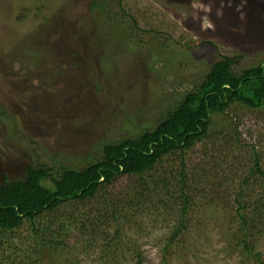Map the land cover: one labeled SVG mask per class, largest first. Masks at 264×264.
Instances as JSON below:
<instances>
[{"label": "rangeland", "instance_id": "1", "mask_svg": "<svg viewBox=\"0 0 264 264\" xmlns=\"http://www.w3.org/2000/svg\"><path fill=\"white\" fill-rule=\"evenodd\" d=\"M114 1L122 11L114 27L137 50L121 68L113 64L110 77L122 85L116 89L104 81L103 51L77 26L89 0H51L40 11L20 0L9 14L12 3L0 0L4 183L23 179L29 166L48 164L57 177L80 170L89 156L102 157L104 144L155 128L223 56L242 57L237 72L264 63V0L254 14L244 11L249 0ZM60 8L63 14L54 12ZM258 156L264 170V108L233 105L212 118L195 147L142 176L117 178L92 199L44 213L37 231L25 221L3 234L0 264H52L51 250L39 252L44 228L68 241L69 264H264V182L251 178L242 189ZM143 182L156 192L142 196ZM240 203L252 221L245 232Z\"/></svg>", "mask_w": 264, "mask_h": 264}, {"label": "trees", "instance_id": "2", "mask_svg": "<svg viewBox=\"0 0 264 264\" xmlns=\"http://www.w3.org/2000/svg\"><path fill=\"white\" fill-rule=\"evenodd\" d=\"M31 1L36 6V11H40L48 8L51 0ZM10 2L12 6L7 14L11 11L15 12L20 4V0H5L6 8ZM58 3L59 0H55V4L53 2L51 4L56 6ZM258 3L259 0H249L247 9L244 11L247 14H254ZM78 5H81L80 8L83 10L86 6L85 2ZM87 7L86 17L80 18V16L77 26L83 29L81 34L86 36L90 34L91 41L103 51L104 57L101 61L104 71L109 74L108 79L107 74L104 77L108 87L111 85L110 88H122L115 78L111 79V69L114 67L113 64L118 67L116 69L121 68L122 64L132 59L133 52L137 50L132 49L134 44L125 30L114 27L113 21L122 12L121 2L89 0ZM27 10L28 8L23 9L24 12ZM54 12L64 13L62 8ZM134 23L138 26L136 20ZM241 59L242 57L223 56L212 65L201 83L186 94L177 107L160 120L155 128L144 131L136 139L129 138L104 144L102 157L98 161L93 162V157L89 156L91 162L86 167L80 170L66 168L59 177L54 176V171L48 164L29 166L23 179L1 184L0 238L3 234L20 228L25 221H30L33 229L37 231V219L44 213L57 210L65 204L92 199L98 192L110 187L117 178L142 176L164 157L195 147L209 132L212 118L223 115L233 105L238 104L251 110L263 109L264 63L237 72V64ZM123 60H126L125 63ZM97 88L100 90L98 86ZM115 95L117 103L123 106L121 99L124 97L118 95V92ZM0 113H2L1 105ZM251 178L254 182L258 180L264 182L261 156L257 157L255 166L250 176L244 180L242 189L248 186ZM148 185L146 182L141 183L142 196L156 192ZM238 196L241 198L242 194L239 193ZM184 199L183 211H186L188 203L186 197ZM239 211L241 228L245 232L248 222L252 223V221L246 215L242 203L239 204ZM114 218L120 221L119 216L115 215ZM72 219L74 218L71 215L69 220ZM53 226L50 227L53 228ZM64 226L62 232L69 234V229L66 232ZM48 232L50 234H46ZM40 234H37V237L41 236L39 252L46 254L51 250L48 259L52 264H69L75 261L74 250L68 249V241L57 238V233L54 234L50 229L44 228ZM113 241L118 243L120 237H115ZM243 242L245 243V240ZM53 250L55 254L60 252L58 257L52 253Z\"/></svg>", "mask_w": 264, "mask_h": 264}, {"label": "flooded vegetation", "instance_id": "3", "mask_svg": "<svg viewBox=\"0 0 264 264\" xmlns=\"http://www.w3.org/2000/svg\"><path fill=\"white\" fill-rule=\"evenodd\" d=\"M0 182L4 183L3 176L0 177Z\"/></svg>", "mask_w": 264, "mask_h": 264}]
</instances>
